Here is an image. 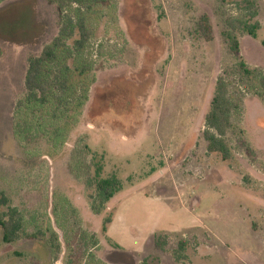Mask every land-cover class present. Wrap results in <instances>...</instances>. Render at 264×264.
Here are the masks:
<instances>
[{
  "label": "rangeland",
  "instance_id": "374dc122",
  "mask_svg": "<svg viewBox=\"0 0 264 264\" xmlns=\"http://www.w3.org/2000/svg\"><path fill=\"white\" fill-rule=\"evenodd\" d=\"M80 7L91 30L84 81L94 82L64 147L51 150L41 135L15 138V105L26 95L28 61L77 5H0V194L24 221L13 244L3 242L0 227V264H264V0ZM204 14L212 42L197 32ZM232 19L258 23V37L232 31ZM227 33L238 39V55ZM219 77L239 106L228 161L210 153L203 136ZM99 164L122 190L98 213Z\"/></svg>",
  "mask_w": 264,
  "mask_h": 264
},
{
  "label": "trees",
  "instance_id": "16d2710c",
  "mask_svg": "<svg viewBox=\"0 0 264 264\" xmlns=\"http://www.w3.org/2000/svg\"><path fill=\"white\" fill-rule=\"evenodd\" d=\"M5 1L0 0V5ZM96 1L98 0H69L71 4L77 5L75 17L66 16L56 39L46 45L39 56L28 61L24 80L26 95L16 103L14 111L13 129L19 142L20 132L26 131L32 141L41 135L47 139L49 149L61 150L72 128L78 123L81 108L88 101L89 88L94 82L93 79L84 81L92 70L90 62L84 57L91 39V30L80 6ZM60 3L63 5L62 1ZM227 24L232 31L241 30L255 39L258 37V23L250 24V21L232 19ZM197 32L206 42L214 40V29L208 15L204 14L199 18ZM227 38L230 40L232 53L238 55V39L231 33H227ZM68 41H72V47L67 45ZM261 43L264 47V40ZM79 62L81 65H78ZM71 65L78 72L77 76L73 74ZM239 67L246 75H255L254 70L249 69L243 60H240ZM75 77L78 78L77 81L74 80ZM261 81L264 87V77ZM262 97L264 99L263 95ZM238 108V104L230 98L226 79L219 77L211 110L205 117L206 130L203 136L208 151L219 154L223 161L232 158V150L226 138L233 129L232 117ZM102 171V165H97L94 183L99 205L93 204V208L98 213L122 190L120 179L115 175L103 177ZM5 207L7 212L2 211ZM111 222L112 218L105 219L103 231L108 230L107 224ZM0 227L6 244L17 242L24 230V221L18 209L9 207V199L4 193L0 194Z\"/></svg>",
  "mask_w": 264,
  "mask_h": 264
}]
</instances>
